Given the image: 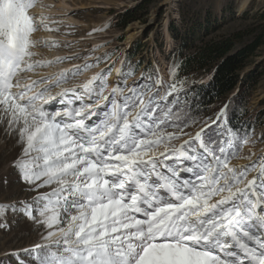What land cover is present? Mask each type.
I'll use <instances>...</instances> for the list:
<instances>
[{
	"label": "snow or ice",
	"instance_id": "1",
	"mask_svg": "<svg viewBox=\"0 0 264 264\" xmlns=\"http://www.w3.org/2000/svg\"><path fill=\"white\" fill-rule=\"evenodd\" d=\"M36 6L0 0V126L35 193L0 202V228L10 211L38 236L0 264H264V149L251 147L264 133L232 126L227 103L198 117L176 62L167 80L155 64L136 76L139 61L117 66L95 45L80 63L37 74L81 54L37 58L73 42L36 37L63 24Z\"/></svg>",
	"mask_w": 264,
	"mask_h": 264
},
{
	"label": "rangeland",
	"instance_id": "2",
	"mask_svg": "<svg viewBox=\"0 0 264 264\" xmlns=\"http://www.w3.org/2000/svg\"><path fill=\"white\" fill-rule=\"evenodd\" d=\"M143 2L145 6L141 12L142 17L120 28L119 15ZM69 4L73 8V18L85 24L97 26L88 28L65 25L60 27V31H56L73 42L70 47H60L65 55L81 54L78 59L65 61L66 63H80L85 56L89 55L87 50L95 45H101L95 49L94 54L109 52L110 59H115L116 63H120V60L125 57L131 64L139 61L136 76L140 75V70L145 65L149 67L158 65L166 80L169 56L174 53L177 46L176 40L168 31L171 22L181 30L182 26H188L196 15L202 16L208 13L212 19L216 18L215 26H219L209 37L230 34L264 22L259 17L260 14H264V0H69ZM166 26L167 31H165ZM93 29L100 30L93 32ZM131 32L134 34L128 37ZM103 67L104 62H101L96 67L84 71L77 78L85 73L92 75ZM250 71L257 77L250 90L246 108L251 118L250 127L254 129V134L259 136L264 133V46L249 59L244 73ZM246 80L244 79V82ZM70 82L73 83L74 80ZM195 130L198 128L193 129ZM251 147L254 151L264 149V141H258ZM20 151L21 148L16 145L15 138L7 136L3 127L0 126V202L35 195L25 191L27 186L19 180L16 169L11 166ZM243 162L242 160L234 161V163ZM5 220L8 227L0 228V257L7 251L28 246L37 240L38 236L32 230V225L23 218L14 216L9 211Z\"/></svg>",
	"mask_w": 264,
	"mask_h": 264
},
{
	"label": "trees",
	"instance_id": "3",
	"mask_svg": "<svg viewBox=\"0 0 264 264\" xmlns=\"http://www.w3.org/2000/svg\"><path fill=\"white\" fill-rule=\"evenodd\" d=\"M145 2L118 17V26L140 19ZM264 20V14H260ZM210 14L196 15L182 31L171 22L168 31L177 46L169 58L181 65L178 79H184V87L189 89L192 104L200 109L198 117L213 116L226 103L229 104L227 119L232 126L245 122L250 126L251 118L246 105L250 90L257 76L253 72L244 73L249 59L264 46V22L247 29L226 35L211 36L218 29ZM244 79H247L244 82Z\"/></svg>",
	"mask_w": 264,
	"mask_h": 264
},
{
	"label": "bare ground",
	"instance_id": "4",
	"mask_svg": "<svg viewBox=\"0 0 264 264\" xmlns=\"http://www.w3.org/2000/svg\"><path fill=\"white\" fill-rule=\"evenodd\" d=\"M40 3H43L45 5H51L52 7L41 8L38 6ZM31 11L33 13H36V14H39L41 12L52 14L53 17L63 21V24H61L60 27H63L65 25H76V26H81V27L84 26V27H88V28L91 26H97L96 24H87V23L85 24V23L73 18V16H72L73 8H72L71 4H69V0H57V1L56 0H39L37 2V6L34 7ZM65 13H67V14L65 15ZM165 31H167V26L165 27ZM132 34H134V32H131L128 35V37L132 36ZM35 35L38 38H55V39L60 40V41H70L69 38H65L64 36L59 35L58 33H56V31H43L42 30V31L37 32ZM35 51H37L39 53V56L37 58H44V59H51V58H54V57L59 56V55H65L64 52L60 49V47H56V48L40 47V48L35 49ZM119 64L120 63H116L117 66H119ZM70 65H72V64H69L66 62L57 63V64H54L52 66L45 67L43 69H39L37 74H39L40 72H45V73L55 72L61 68L69 67ZM114 71L115 70H113V73H114ZM26 75H32V74H26ZM90 75L91 74H89V73H85L83 76L74 80L73 83L70 82V80H69L66 84L62 85L61 87H71L72 84H74V83L83 82ZM113 79H114V75L109 77L110 81ZM58 90L59 89H53L52 91L55 92Z\"/></svg>",
	"mask_w": 264,
	"mask_h": 264
}]
</instances>
